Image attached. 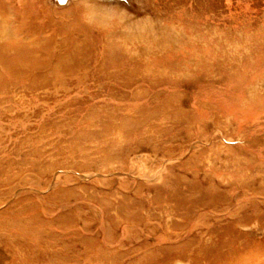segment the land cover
<instances>
[{
    "label": "rangeland",
    "instance_id": "rangeland-1",
    "mask_svg": "<svg viewBox=\"0 0 264 264\" xmlns=\"http://www.w3.org/2000/svg\"><path fill=\"white\" fill-rule=\"evenodd\" d=\"M141 2L194 39L189 81L129 88L78 0L68 49L88 63L1 52L0 264H264V0ZM45 8L58 36L65 7Z\"/></svg>",
    "mask_w": 264,
    "mask_h": 264
},
{
    "label": "bare ground",
    "instance_id": "bare-ground-1",
    "mask_svg": "<svg viewBox=\"0 0 264 264\" xmlns=\"http://www.w3.org/2000/svg\"><path fill=\"white\" fill-rule=\"evenodd\" d=\"M50 1L0 0V55L3 51V59L10 61L14 69L30 68L33 69L32 72H37L42 52L47 53V57L50 58L55 54L56 45L58 46V44H60V47L66 44L63 48L64 52L61 51L60 56V60L66 59L65 63L71 59L72 52L75 55L84 54L85 52L84 63L89 62V57H86V54L89 53L86 49L83 50L86 46L79 44L77 51L68 49L69 13L67 7L70 0H59L65 10L62 16L61 32H58V36L55 34L56 21L50 14L51 11L49 12L45 8ZM141 1L78 0V3L84 6L85 26L104 28L107 31L101 50L94 43L101 54V66L104 63L105 70L108 69L105 65V59L110 56L118 61L120 68L117 72L121 73L126 69L128 70L126 72H131L129 69L131 68L134 80L127 83L132 90L138 87L137 84L140 85L138 82H142L143 78H150L156 74L167 75L176 80L175 82H182L184 79L189 81L195 76V67L190 68V64H195V53L188 60L190 64L186 65L184 64V51L187 47L193 48L195 46L194 39L191 40L190 37H187L181 29L173 26V23V25H168L158 22L159 20H156V17L146 15L145 11L142 12L140 9L143 6ZM179 1L161 0L165 4ZM41 3L43 7L40 6ZM7 7L11 8L9 16H6ZM50 9H53L52 5ZM85 26L80 24V29L88 31V27ZM94 52L98 53L96 50ZM166 58L169 60L167 63L170 65L153 68V63H160ZM48 62L46 61V63ZM144 66L145 70L143 72L142 67ZM41 67H44V65ZM4 69L3 63H0V72ZM138 78L142 79L139 80ZM260 89L258 88V90ZM140 156L143 158L142 155Z\"/></svg>",
    "mask_w": 264,
    "mask_h": 264
}]
</instances>
